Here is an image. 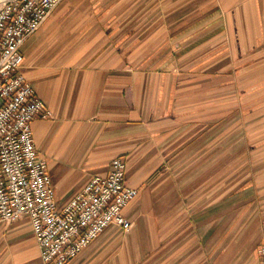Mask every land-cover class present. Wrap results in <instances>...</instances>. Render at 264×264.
Listing matches in <instances>:
<instances>
[{
  "label": "crops",
  "instance_id": "1",
  "mask_svg": "<svg viewBox=\"0 0 264 264\" xmlns=\"http://www.w3.org/2000/svg\"><path fill=\"white\" fill-rule=\"evenodd\" d=\"M20 54L57 206L114 158L138 190L70 264H260L264 0H64ZM0 264H42L27 219Z\"/></svg>",
  "mask_w": 264,
  "mask_h": 264
},
{
  "label": "built area",
  "instance_id": "2",
  "mask_svg": "<svg viewBox=\"0 0 264 264\" xmlns=\"http://www.w3.org/2000/svg\"><path fill=\"white\" fill-rule=\"evenodd\" d=\"M59 0H17L0 8V222L25 218L43 264H68L109 224L128 230L123 208L136 190L115 158L58 207L48 166L34 148L31 122L50 110L20 72V47ZM264 264V246L259 249Z\"/></svg>",
  "mask_w": 264,
  "mask_h": 264
},
{
  "label": "rangeland",
  "instance_id": "3",
  "mask_svg": "<svg viewBox=\"0 0 264 264\" xmlns=\"http://www.w3.org/2000/svg\"><path fill=\"white\" fill-rule=\"evenodd\" d=\"M12 1H17V0H0V8H1L5 3H7V2H12ZM62 1H64V0H59V1L57 2V4L54 5V6L48 11V13L46 14L45 18L41 21V24L38 26V28H37L35 31L31 32L29 35H27V36L25 37V40H26L31 34L35 33V32L40 28V26L45 22V20H46L47 17L50 15V13H51V12H52V11H53V10H54V9H55V8H56V7L62 2ZM24 42H25V41H24ZM24 42H23V43H24ZM22 45H23V44H22ZM20 48H21V47H20ZM20 72H21V71H20ZM21 73H22V72H21ZM34 91H35V90H34ZM46 107H47V106H46ZM50 113H51V112H50ZM49 117H51V114H50V116H47L46 118H49ZM230 134H233V129H231V130L228 132V136H230ZM114 159H115V158H114ZM120 159H121V158H120ZM121 160H122V159H121ZM124 162H125V161H124ZM125 165H126V163H125ZM125 168H126V167H125ZM108 172H109V171H108ZM108 172H107V173H108ZM105 175H106V174H105ZM105 175H99V176H105ZM94 176H95V175H94ZM124 176H125V175H124ZM92 177H93V176H92ZM92 177H91V178H92ZM91 178H90V179H91ZM89 181H90V180H89ZM89 181H88V182H89ZM88 182H87V183H88ZM87 183H86V184H87ZM86 184H85V185H86ZM125 184H126V183H125ZM126 186H127V187H130V188H133V187H131V186H128L127 184H126ZM83 188H84V187H83ZM133 189H135V190L137 191V192H136V196H137V194H138V190H137L136 188H133ZM74 195H75V194H74ZM74 195H73V196H74ZM73 196H72V197H73ZM136 196H135L130 202H132V201L136 198ZM130 202H129V203H130ZM129 203H128V204H129ZM128 204H126V206L123 208V210L128 206ZM122 213H123V211H122ZM123 216H124V214H123ZM124 217H125V216H124ZM125 218H126V217H125ZM126 219H127V218H126ZM127 220H128V219H127ZM130 222H131V221H130ZM131 223H132V222H131ZM110 225H112V224L107 225V226L104 228V230H103L99 235H101V234L106 230V228H107L108 226H110ZM114 225H115V224H114ZM116 226H117L118 228H120L123 232H126V231H127V230L122 229V227H120V226H118V225H116ZM131 226H132V225H131ZM129 229H130V228H129ZM99 235H98V236H99ZM98 236H97V237H98ZM97 237H96V238H97ZM96 238H95V239H96ZM95 239H94V240H95ZM94 240H93V241H94ZM91 242H92V241H91ZM91 242H90V243H91ZM36 243H37V242H36ZM90 243H89V244H90ZM89 244H88V245H89ZM88 245H87V246H88ZM87 246H86V247H87ZM262 246H264V245H261L260 248H261ZM86 247H85V248H86ZM85 248H84V249H85ZM260 248H259V249H260ZM78 254H79V253H78ZM78 254H77V255H78ZM77 255H76V256H77ZM76 256H75V257H76ZM75 257H74V258H75ZM74 258H72V259L69 261L68 264H70V262H71ZM40 259H41V258H40ZM41 262H42V260H41ZM42 264H43V263H42Z\"/></svg>",
  "mask_w": 264,
  "mask_h": 264
}]
</instances>
